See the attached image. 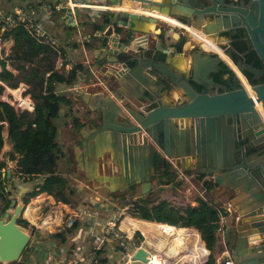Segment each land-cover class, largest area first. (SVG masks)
<instances>
[{"label": "water", "instance_id": "1", "mask_svg": "<svg viewBox=\"0 0 264 264\" xmlns=\"http://www.w3.org/2000/svg\"><path fill=\"white\" fill-rule=\"evenodd\" d=\"M106 1L115 10L109 8L107 25L94 31L104 41L82 69L85 82L110 86L83 95L91 110H100L88 152L82 147L85 177L108 193L138 185L144 194L158 182L155 155L196 178L208 176L233 208L226 234L233 264H264V0ZM123 5L138 12L116 10ZM152 10L191 26L190 33L184 29L186 36L195 34L186 56L184 42L180 51L160 40L153 44L150 36L162 19L143 13ZM63 18L74 24L70 7ZM166 77L169 92L183 98L163 96ZM107 157L115 169L98 171ZM172 180L168 173L162 186ZM21 206L17 199L0 216V262L15 261L29 241L16 221ZM132 258L146 261L145 251L138 247Z\"/></svg>", "mask_w": 264, "mask_h": 264}, {"label": "trees", "instance_id": "2", "mask_svg": "<svg viewBox=\"0 0 264 264\" xmlns=\"http://www.w3.org/2000/svg\"><path fill=\"white\" fill-rule=\"evenodd\" d=\"M109 16L110 11L103 10L100 12L98 21L87 17L86 19L80 18L79 22L90 27L91 36L93 31L104 28ZM179 20L185 22L182 17ZM2 37L11 39L12 43L9 52L4 57L5 60L0 59V81L9 87L16 86L18 82L24 83L26 91L33 99V109L30 112L26 110L16 111L9 103L0 100V148L4 140L9 144L8 149L3 154V159H0V168L5 166L6 160L12 159L15 161V172L18 173V178L22 177V181H25L41 175L44 176L42 186L52 189L47 181L54 178L52 173L56 172L57 159L63 154L55 138L56 125L52 119L59 114L60 106L66 105L69 108L63 112V115H69L72 128L77 130L84 123L77 114L71 111V98L54 88L55 83H73L76 79V66H70L66 75L61 74L55 68L58 52L48 44L30 35L20 24L5 28ZM157 37L160 41L164 40L163 29L159 30ZM103 41L104 38H102ZM183 41V36L175 40L173 44L175 51L181 50ZM6 61L10 65V70L4 66ZM2 128H5V136L1 132ZM166 174L167 171L165 170L161 174L157 185L166 178ZM4 178L5 172L1 174L0 171V196L2 197L0 214L10 207V198L3 195L4 190L1 181ZM55 181L56 183H53L54 196L63 202H68L70 196L74 193L73 186L66 176H57ZM176 183L178 182L173 185H176ZM202 186L204 191L209 193L213 188L212 180L210 178L202 179ZM150 191L144 194H136L134 197L129 198L126 204L129 212L140 218L137 225H142L143 231L157 229L154 224H158L162 228H171L174 231L173 241L167 244L168 239H165L164 252H173L174 254L181 246L180 241H184L186 235L190 236V233L195 231L182 227L195 228L199 232L205 247L208 249L214 247L215 220L217 209L221 208L219 204L201 197H197L196 203L193 205L189 203L177 204L165 198L150 197ZM71 231L72 228H69L68 232ZM33 233L36 236L39 235V232ZM51 235V233H48L47 236ZM64 238L65 234H60V240H64ZM163 242L164 240L158 244L157 249L161 250ZM200 244L195 243L194 245H197L199 251L203 252V245ZM30 247L27 244L21 254ZM197 247L194 246V249H197ZM101 251V248L96 249L92 258L95 259V256H98ZM156 259V257H153L154 264ZM14 262H17V260L11 261V263ZM98 262L104 263L105 258L99 259ZM158 264H161V262H158ZM206 264H211V262Z\"/></svg>", "mask_w": 264, "mask_h": 264}, {"label": "built area", "instance_id": "3", "mask_svg": "<svg viewBox=\"0 0 264 264\" xmlns=\"http://www.w3.org/2000/svg\"><path fill=\"white\" fill-rule=\"evenodd\" d=\"M2 1L7 2L8 6H0V59L5 60L4 57L9 52L12 43L11 39L2 37V32L5 28H10L16 24H20L30 35L58 51L57 40L44 28V22L52 12V7L45 0ZM69 6L72 8L70 3ZM61 63L62 60L58 58L55 60V66H60ZM4 66L10 70L7 61ZM2 86L6 88V93L10 96V100L5 96L3 98L4 101L9 103L16 111H32L33 99L29 92L26 91V85L24 83L18 82L16 86L9 87L0 81V87ZM168 159L171 162V170L177 182L182 183L189 192L196 189L194 185L197 180L195 175L189 170L181 169L175 164L174 160ZM13 178L16 182L22 181V177L18 178L15 167L13 170ZM202 178H199V180ZM41 180V186L37 183L33 187L23 191L24 196L22 198L25 200L22 201L19 199L22 205L19 217L25 223L22 225L26 229L29 228L32 233L39 232L42 229L48 233H56L54 235L56 238L57 233H67L66 237L73 243L71 244L69 242V244L79 254L78 258H71V263H76L78 260L80 261L78 264H87L90 262V259L84 258L89 253V251L87 252L88 247L96 251L98 248H103L104 245L114 244V248L119 251L122 258V263L120 264H153L150 262L152 256L157 257L158 261L164 264H184L185 261L191 264L189 260L194 258L196 264H206L207 262H211V264H233L229 255L226 237V216L229 207H231L229 202L217 209L214 229V252L205 247L199 232L191 227L198 232L199 241L196 243L201 245V241L203 243V249L208 250V253L206 255H200L197 245L192 244L194 240L189 235H186L185 240L176 252L177 254L171 255L163 250L158 251L148 248L143 240L144 231L137 225L130 226V229L121 226L123 221L121 219V210L127 208V206H124L123 209L116 208L113 211L109 208L105 212L104 210L107 209L108 205L104 202H108V200H104L101 203H92L89 199L86 202L80 203L78 201L74 204H70V201L63 202L54 196L52 189L42 186L44 176H42ZM27 191L28 193H26ZM197 195L205 199L200 190ZM18 197H21V195H18L16 190L10 194V199L12 200L16 201ZM15 201H10V208L13 207ZM69 228H72L71 232H68ZM182 228L190 229V227ZM194 246L197 249H194ZM138 247H141L145 251L146 261L132 258L133 252ZM190 254L192 255L191 258Z\"/></svg>", "mask_w": 264, "mask_h": 264}, {"label": "crops", "instance_id": "4", "mask_svg": "<svg viewBox=\"0 0 264 264\" xmlns=\"http://www.w3.org/2000/svg\"><path fill=\"white\" fill-rule=\"evenodd\" d=\"M45 1L52 7V12L48 16L47 20L44 22V28L51 36H53L57 40V43H58L57 58L62 60L61 65L55 66V68L61 74L66 75L70 66L75 65L76 66V72L79 73V75H76V79L74 80L73 83H71V84L55 83V86H54L56 91L62 92L71 98V100H72V102L70 104L71 111H73L75 114H77L79 116L80 120L82 122H84L83 125L79 129L74 130L72 128L70 122H69V115H64L65 117H67V119L64 121V123H66V125H65L64 129L60 132V134L57 133L59 141H57V140L56 141L59 144V146L63 152V154L60 157L64 158L65 163H66L64 168L65 169L69 168L68 169L69 173L74 174V176L68 175L66 177L68 178V180L70 179L69 177H71L72 181L71 182L69 181V182L72 186L74 184L77 190H81L83 188L86 191L90 190L89 191L90 193L88 195H90L91 197L88 199H89V201H92V203H101L102 200H108V201L110 200V202H111L112 201L111 195H107L109 198L101 197V195L93 189L95 183L89 181L85 177V175L87 174L89 169H88V166L84 167V162H83V158H82L83 156L81 153L82 149L80 148L79 140L82 139L83 136L87 137V138L90 137V133H91L92 127H93V121L92 120L97 119V116L99 115L100 110L99 109L91 110L88 107V105L86 103L87 100L83 97V95L85 93L92 95L94 92H97V91L101 92V87L102 88H109L110 86L105 82L100 83L99 85H92L91 81H87V82L84 81L85 74H84V71H82V69L85 68L86 65H89L90 61L93 59V56L95 53V48H97L98 45L100 44V42H102V37L100 38V36L95 34L94 31L92 32V34L90 36V27L86 24H81L79 22V20H80V18L86 19L87 17H90L91 19H96V21H98L101 11H103V10L109 11L111 9L115 10L114 9L115 7H112L109 4V2L106 0H68V2H67V0H45ZM69 3L72 7L71 8V14H72V20L74 21L73 25H70L69 23H67L66 20L63 18L64 8L67 6L70 7ZM0 6L7 7L8 4H7V2L0 0ZM75 8L77 9V12L73 11V9H75ZM109 8H111V9H109ZM119 9L138 12L137 9H134L130 5H123V6H120V8L116 7V10H119ZM56 11L60 15L59 16L60 21L63 20V22H65V24L67 26L71 27L72 33L70 36H66V35L61 34L60 39H57L55 37V35L52 33L51 29L53 28L54 22L51 19V16ZM143 13L149 14L146 12H143ZM155 16H157V15H155ZM172 17L178 21H180L179 19L181 18L178 16H172ZM107 23L105 24V26L107 25ZM183 23H186V22H183ZM176 28H178V30L181 32L183 29H186L190 33L188 28H184V27L179 26V25L172 23V22L170 23V22H167L165 20H162V21L156 23L154 26V34H152L150 36L151 40L153 41V44L155 43L156 40H159L157 37V33L159 32L160 29H163L164 40L160 41L161 45L163 47H168L171 50L175 51L173 44H174L175 40L178 38V36L173 35V32H174L173 30H175ZM98 31H101V30H98ZM167 38H168V40H166ZM194 38H195V36H193V37L191 36L188 44L187 43L185 44L186 39H185V42L183 41L184 42V51H183L184 55L183 56L187 55L188 46L194 41ZM181 46H183V45H181ZM66 58H68V59L66 60ZM93 68L94 67H92L91 69L93 70ZM173 91L177 92L175 89ZM92 104H95V101H92ZM67 108H69V107L66 105H62V108L59 109V112H61L63 114V112L66 111ZM81 116H82V118H81ZM85 118H86V121L84 120ZM56 131H57V129H56ZM1 132H2L3 136H5V133H6L5 128H2ZM65 132H67L68 134H71V136L74 140H71V139L65 140V141L63 140V142H61L60 140H62L63 134ZM55 138H56V136H55ZM8 147H9L8 142L6 140H4V142L0 148V159H3V154L8 149ZM105 163H106V165H105L106 169H108L110 172L115 169V166H112V164H111L110 157L105 158ZM57 164H56V166H57L56 167V173L58 172V174L60 176L64 173L58 169ZM14 167H15V161L10 159V160H6L5 166L0 168L1 174H3L5 172V178L3 181H1L3 183V190H4L3 195H5L9 198H10V194H11V192H10V180L12 181L11 185H13L15 187L17 194L22 196V195H24L23 191L33 187L35 184L38 183V179L41 180V178H42V176L35 177V178L33 177V178L25 180V181L16 182L15 179L13 178ZM81 169L84 170V176H83L84 179L77 177V174H78L77 172H79V170L81 171ZM97 170L101 171V172L104 171V166H103L102 161H101L100 167L98 166ZM109 171H106V172H109ZM6 172H8V173H6ZM60 177H62V176H60ZM204 177L206 178L208 176H204ZM200 178H202V177H200ZM205 178H202V179H205ZM202 179L198 180V181H200L199 182L200 185H201ZM174 180H175V182H177V179H174ZM175 182L170 181V183L167 186H164L163 188L170 189V192H171V194H173L172 197L174 199H176L177 197H180L179 192L181 191L183 196L186 197L185 201H187V203H189L191 205L195 204L197 197H199V196L196 193H195L196 194L195 195V194H193V192L187 191L182 183H179L180 186L178 185V187L176 185L173 186L172 184ZM180 187H182V188H180ZM212 190L215 194L214 195L215 200L218 199L219 201L223 202L227 199L226 202H229L228 201V194L223 191L222 187L213 185ZM200 191L203 192L202 189H200ZM107 194H109V193H107ZM192 195H194L193 196L194 200H192L190 198ZM176 203L181 204L180 202H177V201H176ZM1 204H2V197L0 196V206H1ZM232 210H233V208H232ZM5 211H7L9 214L11 212L10 207L6 208ZM5 211H3L0 214V216H2ZM231 213H232L231 210H229L227 213V216H228V214H229V216H231L230 215ZM227 216H226V224L228 225L230 222L228 221L229 216L228 217ZM134 223H135V221H134ZM155 223H157V222H155ZM172 227H174V226H172ZM156 228H158V227L156 226ZM168 229L170 230L169 232H170V235L172 237V235H174V231L171 228H168ZM40 230L41 231H39L40 235H39V239H38V238H36L35 233H32V232L28 231V229H26V231L29 232V235H30L28 244L31 247L29 249H27L25 254H23V255L20 254V256L16 259L17 262H14V263L0 262V264H75V263H71V258L73 257L71 255L75 254L74 253L75 250L72 249V252H70V250H68V251L64 250L63 246L60 245L61 244L60 241H57V239L55 241H53L52 237L54 235H56V233H51L52 234L51 236H47L48 232H46L45 230H42V229H40ZM190 230H195V229L190 228ZM227 230H229V227ZM57 234H58V237L60 238V234H64V232L57 233ZM251 235L253 236V234H251ZM66 236H67V233H66ZM190 237L193 239L194 238L198 239V232H196V230L192 231L190 233ZM226 237H227V235H226ZM143 238H145V236ZM173 240H174L173 237L172 238L169 237L167 244ZM253 240H255V239H253ZM52 241L57 243V244H54L52 246ZM175 241L179 244V242L177 240H175ZM147 242L149 243V237L147 239ZM200 243H202V242L200 241ZM250 243H251V241H248V244H250ZM193 245H194V241H193ZM202 245H203V243H202ZM231 245H232V243H229V241L227 240V246L229 248V255H230V246ZM54 250H55V252L58 251L60 254L63 255L61 260L53 261L54 258H53L52 252ZM206 253H208V250L205 249V255H206ZM230 257H231V255H230Z\"/></svg>", "mask_w": 264, "mask_h": 264}, {"label": "rangeland", "instance_id": "5", "mask_svg": "<svg viewBox=\"0 0 264 264\" xmlns=\"http://www.w3.org/2000/svg\"><path fill=\"white\" fill-rule=\"evenodd\" d=\"M59 13L56 11L52 16H51V19L53 20V22H54V25H53V28L51 29V31H52V33L55 35V37L57 38V39H60V35L61 34H63V35H66V36H70L71 35V33H72V30H71V27L70 26H67L66 24H65V22H63V20H61L60 21V19H59ZM174 32H178L179 30H178V28H176L175 30H173ZM182 32L184 33L182 36L184 37V42H185V39H186V42H185V44L187 43L188 44V42H189V40H190V36H186L185 35V31H184V29L182 30ZM173 35L174 36H176L174 33H173ZM193 37V36H192ZM171 39V38H170ZM166 40H168V38L166 39ZM59 41V40H58ZM57 45H58V43H57ZM8 66L10 67V65L8 64ZM7 91H6V88L5 87H1L0 88V100H3V98L6 96V98L8 99V100H10V96L6 93ZM178 95V93H176V92H174V91H172V92H169V94L167 95V96H169L170 98H172V99H174L175 100V97ZM62 108V106L60 107V109ZM81 118H82V116H81ZM67 119V117H65L61 112H59V114L55 117V118H53L52 119V121L54 122V124L56 125V129H57V131H56V140L57 141H59V138H58V134H60V132L64 129V127H65V125H66V123H64V121ZM85 121H86V118L84 119ZM71 128V127H70ZM2 131V130H1ZM58 133V134H57ZM66 133V134H65ZM64 134H63V137H62V140H60L61 142H63V140L65 141V140H74L73 138H72V136H71V134H68L67 132H65ZM57 165H58V169L61 171V172H63L64 174H62V175H60V176H74V174H72V173H69V171H68V169L69 168H64V166L66 165V163H65V160H64V158H62V157H58V159H57ZM70 167V166H69ZM71 168V167H70ZM72 169V168H71ZM78 174H77V177H80V178H83L84 179V177H83V175L81 174V172H80V170H79V172H77ZM53 175V177L54 178H52V179H48V181H47V183L50 185V187L52 188V190H53V188H54V186H53V183H56V181H55V178L57 177V176H59V174H58V172L56 173H52ZM41 175H38V176H36V177H40ZM35 178V177H34ZM70 179H69V181L71 182L72 181V179H71V177H69ZM42 179V178H41ZM197 180L195 181V183H194V185H195V188L196 189H193L191 192H193V194H198V191L200 190V189H202L203 190V196H204V198L205 199H207V200H209L210 202H214V203H217V204H219L220 206H222V205H226V203H228V202H226L227 201V199L225 200V201H223V202H221V201H219L218 199H214V192H213V190H211L209 193L208 192H206V191H204V188H203V186H202V182H201V185H200V181H198L199 179L198 178H196ZM40 179H38V185L39 186H41V182H42V180H40ZM172 181H174L175 182V180H172ZM11 183H12V181L10 180V192L12 193V192H14L16 189H15V187L13 186V185H11ZM162 184L163 183H160L159 185H157V184H154L153 182H152V184H151V188H150V197H154V198H165V199H167V200H170L171 202H173V203H176V201L177 202H180L181 204H186L187 203V201H185V198L186 197H184L183 196V194H182V192L180 191L179 192V194H180V197H177L176 199H174L172 196H173V194H171V192H170V189H168V188H163L164 186H162ZM174 184V183H173ZM172 184V185H173ZM178 185H179V183H176V186L178 187ZM173 186H175V185H173ZM180 186V185H179ZM73 188L75 189L74 190V193L70 196V204H74V203H77L78 201L80 202V203H82V202H86L87 201V199L88 198H90L91 196L90 195H88L90 192V190L89 191H86L84 188L83 189H81V190H77L76 189V187H75V185L73 184ZM180 188H182V187H180ZM96 192H98L100 195H101V197H106V198H109L107 195H111L112 197V201L110 202V200L108 201V202H104L105 204H107L108 206H107V209H105L104 211L105 212H107L108 210H109V208L111 209V211H113L114 209H119V208H121V209H123V207L125 206H127V208H125V209H123V210H121L122 211V214H121V219L123 220L122 221V223H121V226L123 227V226H125V227H128L129 229H130V226H136L135 224H134V221H138V219H140V218H137L136 216H133L130 212H129V209H128V205L126 204L127 203V200L129 199V198H131V197H134L136 194H139V190L136 188V190H134L132 193H128V194H123L122 196H120L119 198L116 196V194L115 193H109V194H107L108 192L106 191V189L104 188V187H94L93 188ZM149 191V190H148ZM26 193H28V191L26 192ZM195 194V195H196ZM24 195H22L21 197H18V199H20V200H22V201H24L25 199H23L22 197H23ZM194 195H192L190 198L192 199V200H194L193 197ZM226 196V195H225ZM15 198V197H14ZM91 200V199H90ZM10 201L11 202H14L15 200H12V199H10ZM102 201H104V200H102ZM178 204V203H177ZM231 205V204H230ZM11 208H13V207H11ZM10 208V209H11ZM229 210H231L232 212H233V210H232V207L230 208L229 207ZM11 211H12V209H11ZM228 216H229V214H228ZM227 216V217H228ZM16 221L18 222V223H21V224H23V222L24 221H22V219L18 216V218L16 219ZM149 221H152V220H149ZM228 221L229 222H231L232 221V218H231V216H229V218H228ZM153 222V221H152ZM158 228L157 229H155V228H153L152 229V231H146V230H144V236H145V238H143V240H144V244L148 247V248H150V249H152V250H158L159 251V249H157L158 248V244H160L163 240H164V242H163V244H162V247H161V250H163L164 251V245H165V239H169V237L170 238H172L173 237V235H172V237H171V235H170V230L168 229V228H162L161 226H159L158 224H155ZM139 228H143V227H141V226H139V225H137ZM145 227V226H144ZM179 227V226H178ZM187 228H189V227H187ZM191 228V227H190ZM28 231H30L29 230V228H28ZM65 234V236H66V233H64ZM40 235V234H39ZM39 235L38 236H36V238H38L39 239ZM148 237H149V243L147 242V239H148ZM53 238V241H55L56 239H57V241H60V245H62L63 246V248H64V250H66V251H68V250H70V252H72V246L69 244V242L71 243V244H73L71 241H69V239L67 238V237H65L64 238V240H60V238L58 237V235H57V238L55 237V236H53L52 237ZM193 239V238H192ZM142 240V241H143ZM194 240V244L196 243V242H198L199 240L198 239H196V238H194L193 239ZM52 241V246L54 245V244H57V243H55V242H53ZM181 242H183V241H180V245H181ZM27 244H28V242H27ZM26 244V245H27ZM192 244H193V241H192ZM101 252H100V254L98 255V256H95V259L94 258H92V256L95 254L94 252H95V249L93 250V249H91V247H88L87 248V252L89 251V253H87L86 254V256L84 257L85 259H90V262H88L87 264H90L91 262H94L93 264H120V263H122V258H121V256H120V253H119V251L117 250V249H115L114 248V244H111V245H104L103 246V248H101ZM26 251L27 250H25V252L23 253V254H25L26 253ZM211 251L212 252H214V247L211 249ZM177 252V251H176ZM176 252H174V254L176 255L177 253ZM74 253L75 254H73V255H71V256H73V257H75V258H78L79 257V254H78V252L75 250L74 251ZM22 254V255H23ZM167 254H173V252H171V253H167ZM21 255V256H22ZM52 255H53V261H59V260H61L62 259V254H60L58 251H56L55 252V250L52 252ZM200 255H205V249H203V252H200ZM101 258H105V262L104 263H102V262H98V260L99 259H101ZM157 258V257H156ZM96 259H98V260H96ZM88 261V260H87ZM80 261L78 260V261H76V263L75 264H78ZM157 262V261H156ZM156 262H155V264H156ZM184 264H188V261H185V263ZM191 264H196L195 263V258L194 259H192L191 260Z\"/></svg>", "mask_w": 264, "mask_h": 264}, {"label": "flooded vegetation", "instance_id": "6", "mask_svg": "<svg viewBox=\"0 0 264 264\" xmlns=\"http://www.w3.org/2000/svg\"><path fill=\"white\" fill-rule=\"evenodd\" d=\"M159 56V55H158ZM160 57V56H159ZM155 59H159V58H157V57H154ZM149 72H150V74H151V76L155 79V80H159V81H161V78H160V74L158 73V72H156V71H154L153 69H150L149 70ZM169 88H170V84H169V80H168V78L166 77V91H163V96H166L167 95V93H169ZM180 97H182V96H177L176 98H175V101H178V99L180 100ZM183 98V97H182ZM90 138V137H89ZM89 138H87V137H82V139H80L79 140V142H80V148L82 149L81 150V153L83 152V146H84V149H85V151H87L88 152V147H87V143H88V140H89ZM236 147H238V145H239V143H238V140H236ZM153 168H154V170L156 171L155 172V176H154V179H157V180H159V178H161V174L166 170L167 171V174L168 173H171L172 175H173V172H172V170H171V162L169 161V159L167 158V157H164V159H162V160H159V158L157 157V155H155L154 156V160H153ZM106 171H109L108 169H106V167H104V172H106ZM81 174L84 176V170H82L81 169ZM166 174V175H167ZM194 174V173H193ZM153 179V180H154ZM165 179V178H164ZM164 179L162 180V182L161 183H163L164 182ZM175 179V177H174V175H173V180ZM205 179H207V178H205ZM209 179V178H208ZM170 182V181H169ZM179 183V182H178ZM154 184H158V182L157 183H154ZM136 188L138 189L139 187H138V185H135L133 188H132V190L130 191V192H127V191H125V190H122V191H120V192H117V191H115L114 193L116 194V196H122L123 194H128V193H132L134 190H136ZM225 192V191H224ZM140 221L138 220V221H135V225H137L138 223H139ZM230 231V230H229ZM228 240V239H227ZM229 243H231V240H230V238H229Z\"/></svg>", "mask_w": 264, "mask_h": 264}, {"label": "bare ground", "instance_id": "7", "mask_svg": "<svg viewBox=\"0 0 264 264\" xmlns=\"http://www.w3.org/2000/svg\"><path fill=\"white\" fill-rule=\"evenodd\" d=\"M118 8H120V6L118 7ZM143 12H147V11H143ZM147 13H149V14H155V15H157L159 18H161L162 20H165V21H167V22H172V23H175V24H177V25H179V26H182V27H184V28H188L189 29V31L191 30V26H188V25H186L185 23H183V22H181V21H178V20H176L175 18H173V17H171V16H168V15H166V14H163V13H157L156 11H154V10H152V11H149V12H147ZM181 23V24H180ZM191 36H195V34H191ZM169 244V243H168ZM153 257L154 256H152L151 258H150V262H152L153 264H154V260H153ZM192 256H191V254H190V258H191ZM155 258V257H154ZM156 261H157V263L156 264H158V259H156ZM161 264H164V263H162L161 262Z\"/></svg>", "mask_w": 264, "mask_h": 264}]
</instances>
